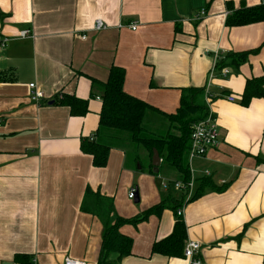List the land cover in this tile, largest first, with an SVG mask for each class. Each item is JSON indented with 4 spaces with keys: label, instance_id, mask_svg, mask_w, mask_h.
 Listing matches in <instances>:
<instances>
[{
    "label": "crops",
    "instance_id": "1",
    "mask_svg": "<svg viewBox=\"0 0 264 264\" xmlns=\"http://www.w3.org/2000/svg\"><path fill=\"white\" fill-rule=\"evenodd\" d=\"M259 4L264 0H0V34L9 38L0 50V264H18L16 253L29 254L33 264H62L65 257L96 264L105 223L130 220L181 193L162 188L163 180H180L162 157L154 172L144 150L140 163L112 146L104 166L82 151L84 138H97V84L112 65L124 69L123 89L152 106L143 117L152 133L174 130L164 114L176 112L188 88L200 90L192 99L200 106L209 96L219 143L187 156L194 191L204 178L211 185L183 207L185 240L200 242L202 264H264V98L240 102L246 80L264 76V20L225 22L232 10ZM201 9L205 15L195 19ZM97 19L104 29L93 28ZM22 30L30 34L20 37ZM257 47L239 64L228 58L215 67L216 55L218 64ZM30 82L44 93L38 104L28 97ZM62 93L87 100L89 111L70 114L57 102ZM130 188L137 202L128 198ZM175 219L165 208L123 222L130 254L111 264H188L182 251H151Z\"/></svg>",
    "mask_w": 264,
    "mask_h": 264
},
{
    "label": "trees",
    "instance_id": "2",
    "mask_svg": "<svg viewBox=\"0 0 264 264\" xmlns=\"http://www.w3.org/2000/svg\"><path fill=\"white\" fill-rule=\"evenodd\" d=\"M264 20V4L256 6L240 7L232 10L226 17V24L230 26L244 25L252 22ZM258 48L241 52H232L223 56L218 64L214 61L215 67L226 65L225 60L230 58L229 63L238 64L245 61L247 56L258 51ZM220 56L216 55L215 60ZM125 72L122 67L112 65L109 70L108 78L103 83H98L101 94V107L98 113V125L96 128L97 138L89 140L84 138L80 147L82 151L89 153L94 166H104L108 159V153L112 146L125 148L128 154L134 155L135 162L139 161L140 148H142L148 159L151 161L152 150L156 149L162 161L174 167L180 180L185 181L189 178V167L187 164L188 145L191 126L194 122L202 119L206 114V107L193 102V97L200 90L188 88L187 96L180 97V103L175 113L164 114L168 123L174 130H166L163 134L152 133L143 125V117L152 106L145 100L129 94L123 89ZM95 82V81H94ZM253 97L264 98V76H254L246 80L240 102L246 105ZM57 102L67 106L72 115H84L88 109V101L77 98L73 95L62 93L57 95ZM132 151V152H131ZM141 163V162H140ZM149 163V170H152ZM207 179H202L195 188L193 198L198 196L203 188L210 186ZM178 195L168 194L159 203H156L130 220L116 219L114 224L105 223L101 234V246L96 264H111L124 255L130 254L132 245L131 237L122 234L119 226L123 222L141 221L150 214L160 215L165 208H169L176 216L172 231L165 237L152 243V253L167 256H179L183 249L186 238V228L181 215L176 211L182 206L184 191L180 190ZM90 192V190H89ZM96 203L100 205V197L97 193L93 194ZM109 205V210H110ZM99 207L98 212H100ZM94 210V209H92ZM111 253H115L113 260L109 258ZM183 256V255H182ZM13 260L18 264H33L31 256L26 253H16Z\"/></svg>",
    "mask_w": 264,
    "mask_h": 264
},
{
    "label": "built area",
    "instance_id": "3",
    "mask_svg": "<svg viewBox=\"0 0 264 264\" xmlns=\"http://www.w3.org/2000/svg\"><path fill=\"white\" fill-rule=\"evenodd\" d=\"M205 15V11L201 9L199 13L196 15L195 19H198L199 16ZM121 25V24H120ZM129 26L131 29L136 28L135 23H130ZM106 26L101 22L100 19L95 20L93 28L95 30L104 29ZM29 30H22L19 33L20 37L28 36ZM84 37V36H83ZM9 38L0 34V50L7 45ZM215 61V59H214ZM214 66V64H213ZM223 72H227L226 68H223ZM29 94L28 97L30 101L33 103H37L44 97V93L41 89H39L35 83L30 82L28 84ZM227 99L229 101H234V96L228 95ZM204 106L206 107L205 116L194 122L191 126L190 136H189V145H188V158H194L198 156H202L206 153L209 148H213L218 146L219 143V128L217 123V118L213 108L211 107L209 96L206 94L204 98ZM0 119V125H1ZM173 188L177 190L184 191L183 203L180 208L177 209V215H181L183 213L184 205L191 200L194 194V179L189 176V178L185 181L176 180L171 182ZM161 186L163 188L168 187V183L166 181H162ZM135 189L130 188L128 191V198L133 199L135 197ZM201 244L197 240L187 239L184 242L182 254L187 261L188 264H202V259L200 256ZM62 264H86L82 260L65 257L63 259Z\"/></svg>",
    "mask_w": 264,
    "mask_h": 264
},
{
    "label": "water",
    "instance_id": "4",
    "mask_svg": "<svg viewBox=\"0 0 264 264\" xmlns=\"http://www.w3.org/2000/svg\"><path fill=\"white\" fill-rule=\"evenodd\" d=\"M160 156L158 154V151L156 149H153L152 150V156H151V164L153 166V171L156 172L157 170V167L160 163ZM134 199V202H137L138 201V196L136 195V191H135V197L133 198ZM2 264H14V263H11V262H3Z\"/></svg>",
    "mask_w": 264,
    "mask_h": 264
},
{
    "label": "rangeland",
    "instance_id": "5",
    "mask_svg": "<svg viewBox=\"0 0 264 264\" xmlns=\"http://www.w3.org/2000/svg\"><path fill=\"white\" fill-rule=\"evenodd\" d=\"M141 153L143 152V149L142 148H140V150H139ZM132 152V151H131ZM161 172H163V170H161ZM161 175V174H160ZM163 177V176H162ZM165 179H167L166 177H164ZM168 183V187L167 188H165L166 189V191H168V190H170V189H173V185H172V183H170V182H167ZM163 188V187H162ZM164 189V188H163ZM175 189V188H174ZM176 190V189H175ZM130 201L133 203V199H130Z\"/></svg>",
    "mask_w": 264,
    "mask_h": 264
}]
</instances>
